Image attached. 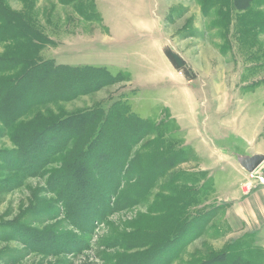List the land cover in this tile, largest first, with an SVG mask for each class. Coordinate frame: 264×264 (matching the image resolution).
I'll list each match as a JSON object with an SVG mask.
<instances>
[{
    "label": "rangeland",
    "instance_id": "374dc122",
    "mask_svg": "<svg viewBox=\"0 0 264 264\" xmlns=\"http://www.w3.org/2000/svg\"><path fill=\"white\" fill-rule=\"evenodd\" d=\"M83 1L93 7L81 16L55 0H0V20L4 11L21 15L49 41L35 52L28 49L27 68L101 69L114 82L71 101L50 102L18 125L39 118L44 128L95 112L93 121L100 124L130 113L152 128L132 148V156L146 149L148 156L131 162L146 160L156 168L158 157L162 164L175 155L191 158L153 181L145 197L116 211L97 191L101 204L88 208L109 212L92 222L85 221L79 200L90 193L76 189L84 176L66 183L61 197L43 176L0 189V264H204L235 251L244 254L237 263L264 264V238L258 237L264 236V162L253 173L237 162L238 156H264V0ZM6 18L0 38L7 34ZM21 45L0 43V82L11 87L23 67L13 63L11 69L7 59L21 56L20 48L10 54ZM164 50L184 60L189 74L176 69ZM12 148L0 124V153ZM162 149L165 156L157 154ZM88 165L93 171L95 164ZM114 184L115 178L111 189ZM233 184L243 200L224 206ZM180 224V242H186L168 244ZM187 229L196 234L191 241ZM227 260L232 263L231 256Z\"/></svg>",
    "mask_w": 264,
    "mask_h": 264
},
{
    "label": "trees",
    "instance_id": "16d2710c",
    "mask_svg": "<svg viewBox=\"0 0 264 264\" xmlns=\"http://www.w3.org/2000/svg\"><path fill=\"white\" fill-rule=\"evenodd\" d=\"M55 1L62 6H72L81 16H83V10L86 7H93L92 4L83 0ZM5 15L7 17V34L0 38V43L7 41L8 43L19 42L22 44L19 47H14L10 54L16 55L17 48L23 50V54L21 56L18 54L19 57L15 56V58H8L7 60H10L9 68L13 66V63L17 68L22 66L23 74L20 73L14 77V80L11 81L12 87L7 81L0 82V98L3 100L0 104V124L5 126L13 145L11 151L0 153V176H2L0 189L6 187L4 191H8L22 186V179L25 176L33 178L43 176V178L46 177L47 186L56 193V196L61 197L66 193L64 189L66 183L71 182L72 184L77 176H84L86 177L85 182L78 183L76 189L81 190L82 193L86 191L90 193L89 198L83 197L79 200L81 203L80 210L85 213V221L92 222L93 220L105 219L109 212L99 214L98 210L93 211L92 208H88L89 206L97 207L101 204L98 203L97 191L103 195L106 204L114 207V211H116L121 205L128 206L129 203L135 202L137 196L142 193V197H145L147 195L145 191L151 189L150 185L153 181L162 178L167 171L174 169L179 164L190 160L191 156L186 154L182 157L175 155V158L170 162L162 164L161 158L157 155L158 158L155 162L159 161L160 164L156 168L154 164L148 165L146 160L147 165L145 166L141 160L131 162L139 156L147 155L146 149L144 154L134 157L132 156V148L137 144L136 138L140 136L142 139L147 138V132L152 128L151 123L142 122L137 116L129 115L130 113L119 118L115 117L111 119V122L106 117L100 124H95L96 122L93 121L99 115V112H95L91 116L80 115L72 118L70 122L59 121L44 128L39 126L42 122L39 118L30 121L28 126L18 125V122L30 113L33 114L36 109L50 102L71 101L78 96L95 92L114 82L113 78L101 69L71 70L61 66L54 68L48 64H33L27 68L24 61L30 57L28 49L35 52L37 49L43 48L49 41L39 30L35 29L32 32L28 24L29 21L21 15H11L4 11L1 12L0 21H5ZM31 40H35L36 45L31 46ZM164 51L165 56L176 69L182 70L184 75L189 74V68H187L184 60L175 58L169 50ZM30 88H34V90L31 91ZM103 112L105 111L103 110ZM32 122L35 124L33 127H31ZM111 139H114L112 145ZM102 142L105 146L101 149V154H98L96 150ZM106 143L109 145L107 144V146ZM143 145L146 146V140ZM63 152H65L64 155ZM157 154L165 156L166 153L163 154L162 149L157 151ZM81 156L87 157L88 162H85ZM149 157L152 159L154 156ZM118 161H121L122 164L114 171ZM128 162L132 166L125 164ZM55 163L56 166L51 167ZM88 163L95 164L94 172L90 170ZM123 166L126 167L124 172L122 171ZM114 178L115 184L111 189L110 186L114 183ZM130 181L135 182L130 183ZM62 183H64L63 187ZM190 191H185L184 195ZM78 197L76 196V199ZM177 220L179 219L177 218ZM187 223L189 224L190 220ZM172 227L173 225L170 230ZM182 229L185 228L183 224H180L179 229L171 239L172 241L167 243L171 245L174 242L183 241L182 231L180 234ZM187 232V234L194 235L188 237V241H191L196 234H194V230L190 229H187ZM185 242L178 244L183 245ZM228 255L232 257V263L227 262ZM241 256H244L241 251L228 252L204 264H214V262H216L215 264H241L237 263V259L240 260Z\"/></svg>",
    "mask_w": 264,
    "mask_h": 264
},
{
    "label": "water",
    "instance_id": "95a60500",
    "mask_svg": "<svg viewBox=\"0 0 264 264\" xmlns=\"http://www.w3.org/2000/svg\"><path fill=\"white\" fill-rule=\"evenodd\" d=\"M237 162L247 173H253L264 162V156H238Z\"/></svg>",
    "mask_w": 264,
    "mask_h": 264
},
{
    "label": "crops",
    "instance_id": "0c3cea01",
    "mask_svg": "<svg viewBox=\"0 0 264 264\" xmlns=\"http://www.w3.org/2000/svg\"><path fill=\"white\" fill-rule=\"evenodd\" d=\"M214 183H215V190H216L217 193H219L218 187H220V186L217 185L216 181H214ZM233 185H234L233 186V190H229L228 191V189L227 190L224 189V194L228 191V193L225 194V198H223V202H221V204L224 205V206H234L235 204H237L238 201H242L243 200V199L240 198L241 197V193H240L239 189L234 188L235 184H233ZM262 234H260V232H258V237L259 238L260 237L264 238V236ZM263 247H264V244H263Z\"/></svg>",
    "mask_w": 264,
    "mask_h": 264
}]
</instances>
